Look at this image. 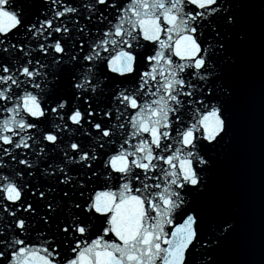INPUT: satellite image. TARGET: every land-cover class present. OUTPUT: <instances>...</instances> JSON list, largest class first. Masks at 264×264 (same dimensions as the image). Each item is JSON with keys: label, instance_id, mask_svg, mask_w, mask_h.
<instances>
[{"label": "snow or ice", "instance_id": "1", "mask_svg": "<svg viewBox=\"0 0 264 264\" xmlns=\"http://www.w3.org/2000/svg\"><path fill=\"white\" fill-rule=\"evenodd\" d=\"M0 264H264V0H0Z\"/></svg>", "mask_w": 264, "mask_h": 264}]
</instances>
